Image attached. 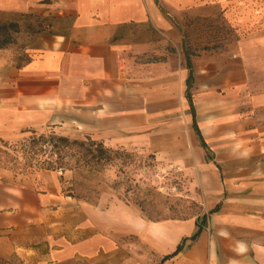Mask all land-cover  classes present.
Returning a JSON list of instances; mask_svg holds the SVG:
<instances>
[{"label": "crops", "instance_id": "crops-1", "mask_svg": "<svg viewBox=\"0 0 264 264\" xmlns=\"http://www.w3.org/2000/svg\"><path fill=\"white\" fill-rule=\"evenodd\" d=\"M183 12L220 18L237 33L226 48L190 53L200 137L183 48L177 61L163 46L159 59L136 62L127 51L155 46L117 39L129 23L156 26L169 38ZM0 13L46 19L25 42L23 60L0 65L1 138L50 129L110 147L148 146L181 129L183 111L194 145L182 151L194 149L207 171L199 184L209 201L200 220H139L119 199L77 200L62 171L0 169L3 244L31 264H137L123 233L146 228L153 247L158 228L166 255L200 227L173 264H264V0H0Z\"/></svg>", "mask_w": 264, "mask_h": 264}, {"label": "rangeland", "instance_id": "rangeland-1", "mask_svg": "<svg viewBox=\"0 0 264 264\" xmlns=\"http://www.w3.org/2000/svg\"><path fill=\"white\" fill-rule=\"evenodd\" d=\"M180 20L183 24L173 26L169 38L156 26L129 23L119 31L117 39L125 44L152 43L155 52L127 51L129 59L140 62L159 59L161 55L156 49L160 52L163 46L177 61L181 48L190 53L226 48L237 37L235 29L222 24L217 17L183 12ZM2 24L8 26L13 41L0 48V65L10 57L16 62L23 60L25 42L46 24V19L0 13V26ZM10 24H16L17 28ZM162 38L166 40L164 45ZM180 117L181 129L175 125L165 132L169 135L157 136L148 146H104L98 156L95 155L97 140L92 143L90 138L69 137L50 129L22 131L13 139L0 137V169L13 173H32L39 169L62 171L66 192L77 200L106 201L107 204L119 199L137 210L139 220L159 222L195 216L200 220L209 210L205 186L199 184L207 171L202 168L194 149L182 151L184 145L192 148L194 140L183 111ZM179 131L183 138L177 136ZM56 136L76 139L83 144L60 142ZM145 230L138 228L137 234L122 235L123 241L130 243L131 252L137 253V264H173L175 258L161 261L165 253L157 245L158 228H153V247L145 239ZM2 242L0 238V264H31Z\"/></svg>", "mask_w": 264, "mask_h": 264}, {"label": "trees", "instance_id": "trees-1", "mask_svg": "<svg viewBox=\"0 0 264 264\" xmlns=\"http://www.w3.org/2000/svg\"><path fill=\"white\" fill-rule=\"evenodd\" d=\"M10 25H12L15 29L17 28L16 24H10ZM12 41H13L12 34H11L8 26L2 24L0 26V48L5 47L7 44L11 43ZM183 51L185 54L186 67L188 69V74L186 77V84H187L186 95H187V99L189 101L190 111H191L192 116H193V126H194V129H195L197 135L200 137V132H199V129L197 128L196 121H195V114H194L193 104H192V99H191V94H190V87H191L192 82H193V68H192V62H191V55H190V52H188V50L186 48H183ZM56 139L59 140L60 142H65L67 144H71V143L83 144L81 142H77L76 139L71 141V140H69V138H67L65 136H56ZM91 142L94 143V140L91 139ZM95 144L97 147L95 155L96 156L101 155L104 151L105 145L101 141H97V143H95ZM199 230H200V227L192 235L184 236L181 239V241L176 245L175 249L171 253L166 254L162 257V261L175 256L179 251H181L184 247L185 241L188 239H190V240L195 239L199 233Z\"/></svg>", "mask_w": 264, "mask_h": 264}]
</instances>
